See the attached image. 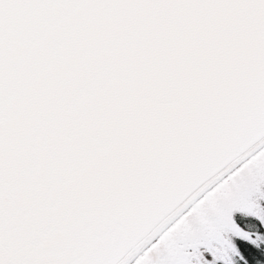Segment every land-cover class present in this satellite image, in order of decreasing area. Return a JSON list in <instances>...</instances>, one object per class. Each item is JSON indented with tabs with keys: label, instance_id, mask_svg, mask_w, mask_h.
I'll list each match as a JSON object with an SVG mask.
<instances>
[{
	"label": "snow or ice",
	"instance_id": "6c2138e0",
	"mask_svg": "<svg viewBox=\"0 0 264 264\" xmlns=\"http://www.w3.org/2000/svg\"><path fill=\"white\" fill-rule=\"evenodd\" d=\"M237 213L264 225V0H0V264H253Z\"/></svg>",
	"mask_w": 264,
	"mask_h": 264
},
{
	"label": "trees",
	"instance_id": "16d2710c",
	"mask_svg": "<svg viewBox=\"0 0 264 264\" xmlns=\"http://www.w3.org/2000/svg\"><path fill=\"white\" fill-rule=\"evenodd\" d=\"M236 219L237 222L240 223L241 226L245 227L246 229L264 231V225H261L260 221L257 220L255 217H246L241 213H237ZM236 259L238 261V264H244L243 261L239 260V257H236ZM250 259L252 260L253 264H255V261L264 260V244H261L260 248L256 250L255 255L253 257H250Z\"/></svg>",
	"mask_w": 264,
	"mask_h": 264
}]
</instances>
